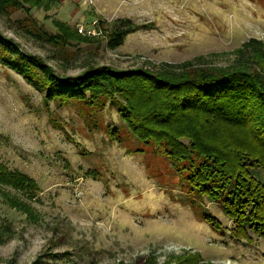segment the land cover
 Masks as SVG:
<instances>
[{
	"label": "rangeland",
	"instance_id": "obj_1",
	"mask_svg": "<svg viewBox=\"0 0 264 264\" xmlns=\"http://www.w3.org/2000/svg\"><path fill=\"white\" fill-rule=\"evenodd\" d=\"M118 20L137 31L112 47ZM0 32L60 78L241 68L242 47L264 44V0H0ZM2 55L0 162L37 191L0 185V264H264V238H235L189 164L137 141L114 103L48 100Z\"/></svg>",
	"mask_w": 264,
	"mask_h": 264
},
{
	"label": "trees",
	"instance_id": "obj_2",
	"mask_svg": "<svg viewBox=\"0 0 264 264\" xmlns=\"http://www.w3.org/2000/svg\"><path fill=\"white\" fill-rule=\"evenodd\" d=\"M20 1L49 8L59 0ZM55 25L70 32L62 22ZM136 31L129 20L116 21L110 45H123ZM241 51L251 58L241 68L189 71L185 64L178 72H151L98 67L60 78L0 32L3 59L46 99L114 103L137 141L155 143L168 159L189 164V184L205 200L221 204L235 224V238L249 240L250 234L264 238V44L251 39ZM0 185L26 194L37 191L33 180L1 162ZM215 221L209 219L214 226Z\"/></svg>",
	"mask_w": 264,
	"mask_h": 264
},
{
	"label": "built area",
	"instance_id": "obj_3",
	"mask_svg": "<svg viewBox=\"0 0 264 264\" xmlns=\"http://www.w3.org/2000/svg\"><path fill=\"white\" fill-rule=\"evenodd\" d=\"M81 30H82V28H81ZM81 30H80V31H81Z\"/></svg>",
	"mask_w": 264,
	"mask_h": 264
}]
</instances>
